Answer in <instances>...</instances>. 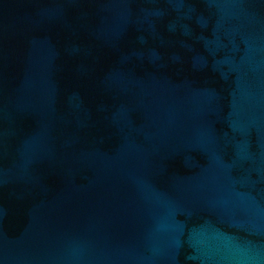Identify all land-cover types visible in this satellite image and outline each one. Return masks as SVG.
I'll use <instances>...</instances> for the list:
<instances>
[{
  "label": "water",
  "instance_id": "obj_1",
  "mask_svg": "<svg viewBox=\"0 0 264 264\" xmlns=\"http://www.w3.org/2000/svg\"><path fill=\"white\" fill-rule=\"evenodd\" d=\"M0 264H264V0H0Z\"/></svg>",
  "mask_w": 264,
  "mask_h": 264
}]
</instances>
